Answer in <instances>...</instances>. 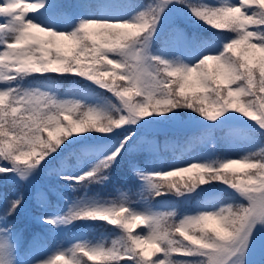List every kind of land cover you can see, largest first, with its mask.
Returning <instances> with one entry per match:
<instances>
[{"label":"snow or ice","instance_id":"1","mask_svg":"<svg viewBox=\"0 0 264 264\" xmlns=\"http://www.w3.org/2000/svg\"><path fill=\"white\" fill-rule=\"evenodd\" d=\"M41 173L84 189L58 213L39 191L41 224L114 238L42 251L0 188V264H264V0H0V178Z\"/></svg>","mask_w":264,"mask_h":264},{"label":"trees","instance_id":"2","mask_svg":"<svg viewBox=\"0 0 264 264\" xmlns=\"http://www.w3.org/2000/svg\"><path fill=\"white\" fill-rule=\"evenodd\" d=\"M141 3L150 2V0H140ZM61 85L65 88L71 85V81H61ZM191 131L190 127L184 123H178L175 125L167 126L166 128H157L148 127L141 130V134L146 137H157L161 141L165 136L169 137H183ZM208 148H202L200 151L207 152ZM237 155L236 153H230L223 146H218L216 150L217 156L223 155ZM165 159L171 160L173 157V153L171 151L164 152L162 154ZM146 159V154L133 155L128 158L125 162V165L114 173V178L111 183L108 185H94L89 189V194H99L101 196L107 195H116V189L120 188V190H127L129 185L124 183V180L130 175L127 165L131 162H139L143 163ZM187 175V174H185ZM37 180L39 183L44 184L42 187L38 188V186L33 181L29 185L18 184L14 182L10 177L6 180L0 178V188H6L9 192L11 191H19L24 194L25 197V208L22 210L20 215V227L24 233L25 242L29 240L34 234H40L42 237H48L49 241L52 243L55 240H59V244L62 245H70L75 242L76 239L81 236L77 235H85L86 238L91 240L107 238L109 241L114 238V234L112 233L111 227L105 228L103 225H93V226H82L78 225L76 228H73L71 231L63 230L60 232L59 236L53 235L51 233V228L47 225H43L39 222L38 217L41 215L43 209L38 206L36 194L39 191H47L48 192V200L50 205L47 209L49 213H53L54 211H64L66 209V202L64 199H61L58 193H62L64 197L67 199L72 194H80L84 195V189H78L77 191H73L71 188H64L63 183H57L53 176H50L46 173H41ZM46 183L50 184L46 185ZM52 185V186H51ZM138 195L135 194V189H133V199H138ZM192 205H195V201L192 202ZM185 207L184 205H181Z\"/></svg>","mask_w":264,"mask_h":264},{"label":"rangeland","instance_id":"3","mask_svg":"<svg viewBox=\"0 0 264 264\" xmlns=\"http://www.w3.org/2000/svg\"><path fill=\"white\" fill-rule=\"evenodd\" d=\"M153 127H154V126H153ZM157 128H161V127H157ZM163 128H166V127H163ZM34 182H35V184L38 186V188H40V187H42V186L44 185V184L39 183V181L37 180V178L34 180ZM46 185H49V186H50V184H48V183H46ZM63 187H64V188H69L66 184H64ZM78 196H82V195H80V194H77V195L72 194V195L69 196L68 199H69V200H71V199H75V198L78 197ZM107 196H110V195H107ZM66 207H67V205H66ZM58 212H62V211H54L53 213H58ZM72 229H73V228H70V231H71ZM61 230H62V228L59 229V230H52V229H51V233H52L53 235L59 236ZM77 236H81V235H77ZM58 242H59V240L57 239L56 241H53V242L51 243V242L49 241V238H48V237L43 236L44 247H43L42 251H50V250H52L54 247H56V246L58 245ZM64 246H68V245H64Z\"/></svg>","mask_w":264,"mask_h":264}]
</instances>
